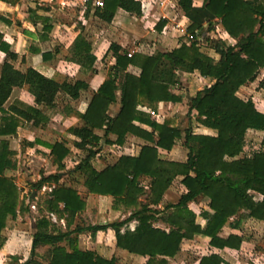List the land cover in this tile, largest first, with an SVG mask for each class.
Masks as SVG:
<instances>
[{
  "label": "trees",
  "instance_id": "1",
  "mask_svg": "<svg viewBox=\"0 0 264 264\" xmlns=\"http://www.w3.org/2000/svg\"><path fill=\"white\" fill-rule=\"evenodd\" d=\"M179 4L191 21L188 32L194 39L188 38L189 42L184 41L170 51H157L151 55L136 52L132 56H128L121 46L111 43L116 58L112 67L114 74L100 85L85 112L80 113L85 124L70 128L78 137L76 145L87 152L74 167L84 175L87 190L111 195L114 209L124 206L131 209V213L120 220L76 224L71 228L72 220L86 208V199L76 188L61 182L60 171L42 175L31 185L38 190L46 183L53 184L47 193L44 209L65 217L67 225L64 230L58 229L56 222L48 216L40 217L32 234L30 257L16 264H120L115 256L109 258L96 250L79 246L81 233L90 232L95 237L98 231L109 228L115 232L116 246L147 257L144 264H173L172 259L181 251L184 240L193 239L196 234L209 237L212 248L239 249L242 235H221L231 217H234L232 224L235 227L242 219L264 220V136L258 146L245 151V147L252 143L246 137L248 130L264 132V113L257 110L253 100L242 99L237 94L239 88L254 81L264 67V0H204L201 6L194 5V0H180ZM119 8L137 16L143 12L137 0H103V6L95 7V14L111 22ZM216 17L236 39L234 45L211 41L219 54L218 59L200 49L196 32ZM43 20L44 30L49 31L52 28L50 18L44 17ZM73 44L76 61L82 70H94L96 56L90 42L79 34ZM0 50L7 55L0 70V135L16 133L18 115L33 119L35 124L47 119L37 106L22 109L11 105L5 108L4 104L15 87L27 86L36 104L47 107L54 105L59 89L76 99L88 88L84 80L51 78L33 67L25 71L17 69L11 62L17 54L11 51L2 32ZM130 65L139 67L140 74L128 72ZM176 70L199 71L202 76L214 79L190 99L188 114L195 110L198 121L215 129L216 135L195 134L191 125L182 129L168 120L158 122L146 110H157L161 101L172 98L170 83L175 80ZM116 90L121 91V107L112 116L109 108L116 101ZM97 128L104 129L105 135L116 134L117 144H123L129 133L148 143L142 145L138 155L123 154L114 163L99 169L92 163L101 140L95 132ZM181 139L188 149L186 161L159 156V148L170 150ZM107 142L112 143L109 139ZM46 144L58 168L65 169L63 161L70 153L69 147L63 142ZM241 153L244 155L236 158ZM12 154L9 140L1 139L0 247L5 242L2 230L8 218L15 219L24 210L17 184L5 175V170L14 165ZM143 176L149 177L147 189L140 184ZM179 176L187 191L176 203L168 202L160 207L165 192ZM251 191L263 195V198L256 200ZM143 195L144 199L141 198ZM201 195L209 197L212 209V212L202 211L206 220L204 225L196 221L195 212L189 208V203ZM157 222L166 227L157 226ZM41 246L49 247L45 263L35 259ZM198 264L232 263L218 252H211L203 255Z\"/></svg>",
  "mask_w": 264,
  "mask_h": 264
},
{
  "label": "crops",
  "instance_id": "2",
  "mask_svg": "<svg viewBox=\"0 0 264 264\" xmlns=\"http://www.w3.org/2000/svg\"><path fill=\"white\" fill-rule=\"evenodd\" d=\"M94 1L0 0V32L3 33L4 39L10 44L11 51L17 54V57L11 61L17 69L25 71L27 68L33 67L51 78L62 79L68 77L72 80L79 79L88 83V88L83 90L81 95L76 99L63 89H59L52 107L36 104L35 98L27 86L15 87L4 107L9 108V106L15 105L26 109L28 106H37L43 111L47 119L41 121L39 124H35L33 119L28 120L18 115L16 133L0 135V141L1 139L9 140V148L13 152L11 158L14 165L5 170V175L11 177L18 188L20 183H25L33 188L31 196H34L35 192L41 191V189L43 191H47L48 189V193L52 189V183H46L41 189L37 190L31 185L32 182L38 181L42 175H49L60 171L62 176L61 182L76 188L80 195L86 199V208L82 211L81 215L83 213L103 210V207L109 210L110 214L119 215L123 212L131 213V209L124 206L114 209L112 207L113 197L111 195L90 193L84 185V175L74 170V167L86 156L87 152L76 145L78 137L70 131V128L80 127L85 124L84 120L80 117V113L85 112L93 94L98 90L100 85L114 74L112 67L115 65L116 58L110 48L111 43L121 46L127 54L130 50H133L134 53L139 52L149 55L157 51H170L179 47L184 41L189 42L188 34L190 33L188 32V27L191 21L180 7V0H174V9L155 6L150 8L146 14L142 12L139 16L119 8L111 22L104 21L95 14L96 6L94 5ZM203 3L204 0H194V5L196 6H201ZM77 4L80 6L77 21H74V19L68 20V16L61 14L65 8L69 10L70 5L72 7V5ZM164 11H168V15L170 16L169 21L161 19V14ZM44 17L50 18L49 22L52 24V28L49 31L44 30ZM177 22L179 23L178 26L176 25ZM161 23L162 26L160 25ZM209 25H211L210 28H208ZM196 32L198 34L197 42L200 49L216 59L219 58V54L212 47V43L208 45V40L210 42L218 40L225 45H234L236 43V39L226 31L221 19L218 17L212 19L211 22L204 23L202 29ZM79 34L90 42L92 46V53L96 56L94 70L84 71L76 61L77 56L74 54L73 43ZM6 57V53L0 50V70ZM127 71L135 75H139L141 72L140 68L134 65H130ZM117 81H119L118 76ZM213 82V78L202 76L199 71L186 72L176 70L175 80L170 83L172 98L167 101H161L157 110L149 108H146V110L158 122L168 120L171 124L182 128V124L177 120L178 117L184 118L188 114L190 99L203 87ZM237 94L242 99L253 100L257 110L264 113V67L260 69L256 79L242 85ZM186 106L187 110L184 111L183 109ZM120 107L121 91L116 90V101L110 105L109 113L112 116L115 115ZM1 114L0 111V122ZM197 115L195 110L189 115L195 123L191 124L193 132L195 134L216 135L217 131L201 124L197 119ZM143 127L151 129L147 125H143ZM248 131L261 134L259 143L261 142L264 136L263 131L255 129H249ZM95 132L101 136V140L98 144L99 151L92 159V163L99 169L104 168L109 163H114L123 154L138 155L142 145L148 143L143 138L129 133L123 144H117L115 143L117 139L116 134L109 133L105 135L104 129L98 128L95 129ZM108 139L112 143L107 142ZM249 140L251 141V139ZM55 142H63L70 149V153L63 161L65 169L58 168L51 149L47 147L46 143ZM243 155L244 153H241L236 158ZM159 156L162 159L184 162L188 158V149L181 139L170 150L159 148ZM68 177L72 180L71 183L67 182ZM148 182L149 177L147 176H143L140 179V184L146 189L148 188ZM186 191L187 189L182 183L181 177H177L165 192L159 206L163 207L168 202L176 203L181 194ZM251 193L256 200L263 198V195L255 191H251ZM203 199H206V202L203 203ZM209 202V197L201 195L196 201L189 203V208L196 214V221L202 225L206 222L202 211L208 210L212 212ZM22 203L20 200V205ZM60 206L63 207V204L61 203ZM32 207L38 210V206L35 204H32ZM49 214L57 217V219L65 220V217H58V214L54 211H49ZM54 219L52 218L51 220L56 222ZM10 220L14 221L12 218H8L7 223ZM115 220H120V218H115L112 221ZM233 220L234 217H231L224 225L221 235L227 236L230 233L242 235L243 242L241 247L239 249L212 248L209 245V237L196 234V237L202 238L207 243V253L205 254L218 252L226 261L232 264H263L260 261L261 258L253 257V249L257 241L248 239L249 235L247 234L248 230H246V226L250 224L255 225L253 229L260 230L264 240V220L254 218L242 219L238 227L232 224ZM90 223H107V221H92ZM157 226L166 227L162 222H159ZM33 227L34 224L32 225ZM9 228L7 224L2 230L5 239L8 236L7 230ZM24 229L22 226L14 225L15 234ZM252 233L257 237L258 234L256 232ZM83 237L87 238V241L90 239L94 247H85L86 242L82 241ZM196 240L198 239H190L189 241L193 242ZM3 246L5 245L0 247V252L1 250L3 251ZM79 246L83 249L96 250L109 258L115 256L120 264H144L147 259V257L133 254L117 247L115 232L110 228L98 231L95 237L90 232L81 233L79 235ZM224 252L227 254H224ZM202 256L198 258L195 264L199 263ZM260 256L264 259V253L260 254Z\"/></svg>",
  "mask_w": 264,
  "mask_h": 264
},
{
  "label": "rangeland",
  "instance_id": "3",
  "mask_svg": "<svg viewBox=\"0 0 264 264\" xmlns=\"http://www.w3.org/2000/svg\"><path fill=\"white\" fill-rule=\"evenodd\" d=\"M80 9V6L77 5H70L69 10L65 8L63 10L62 15L68 16V20L74 19V21H77V16L79 14L78 10ZM63 20H67L65 18H61ZM106 25V24H104ZM205 42V41H203ZM212 42L208 40V45H210ZM207 45V43H206ZM212 45V44H211ZM162 49V48H161ZM262 85V84H261ZM189 104V101H188ZM184 111L187 110V106ZM183 111V112H184ZM185 115V114H184ZM182 120V121H181ZM180 124H182V128H186L188 125H191L194 123L193 119L190 118L189 114H187L184 118L178 117L177 120ZM181 121V122H180ZM247 139H251L253 141L252 143L248 144L245 147V151L249 152L252 148H255V146H258V143L261 138V134L254 133L252 131H248L246 135ZM72 180H70V177H68L67 182L71 183ZM76 182H78L77 179H75ZM177 188V187H176ZM33 191V188L29 184L20 183L19 185V194H20V200L22 203V206L24 208L23 212L18 214V216L13 219L14 221L8 222L9 230L8 236L5 239V242L3 245V251L0 252V264H16L17 262L25 261L30 257L31 252V237L35 229V224L37 220L42 216H48L50 219H54L56 221V228L58 229H65V226L67 225L66 219L61 220L57 219V217L49 214L44 209L45 205V199L47 197V191H36L34 196H31ZM178 191V189H177ZM22 198V199H21ZM142 199L145 198V195L141 197ZM175 200V199H174ZM206 199H203V203L206 202ZM37 202V203H36ZM32 204H35L38 206V210L32 207ZM192 206H194L192 204ZM130 213L129 212H123L119 215H112L110 214V211L105 209L103 207V210H99L97 212L92 211L90 213H83L82 215L76 217L72 220L71 228L74 227L76 224H87L92 221L94 222H111L113 219L117 218H126ZM21 215V216H19ZM118 216V217H117ZM34 224V227L32 228V225ZM14 225L22 226L25 229L22 231H19V233H14ZM156 225H159V222L156 223ZM255 225L250 224L246 226V230H248L247 234L249 240H256L257 243L255 245V248L253 249V257L261 258L260 261L264 264V259L260 256V254L264 253V240L262 238V234L260 233V230L253 229ZM256 232L258 235L257 237L254 236V233ZM197 238L196 241H185L183 243L182 249L180 253L177 255L176 258L172 259L173 264H195L196 261L200 256L207 253V243L205 240L199 237H194L193 240ZM82 241L86 242L85 247H91L93 248L94 245L92 242H90V239L87 241V238H82ZM48 246H41L37 249V254L35 255V259L41 262H46L47 256H48ZM224 254H227L224 252ZM250 254V252H248ZM246 258H248L246 256Z\"/></svg>",
  "mask_w": 264,
  "mask_h": 264
},
{
  "label": "built area",
  "instance_id": "4",
  "mask_svg": "<svg viewBox=\"0 0 264 264\" xmlns=\"http://www.w3.org/2000/svg\"><path fill=\"white\" fill-rule=\"evenodd\" d=\"M141 3V6H142V10H143V13L146 14L150 8L152 7H160V8H171V9H174V0H137ZM94 5L95 6H103V0H95L94 1ZM161 19H167L168 21L170 20V16L168 15V11H164L162 14H161ZM176 25L178 26L179 23L177 22ZM188 37L191 38V39H194L192 37L191 34H188ZM190 39V40H191ZM133 50H130L128 52V56H132L133 55Z\"/></svg>",
  "mask_w": 264,
  "mask_h": 264
}]
</instances>
